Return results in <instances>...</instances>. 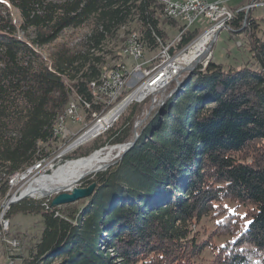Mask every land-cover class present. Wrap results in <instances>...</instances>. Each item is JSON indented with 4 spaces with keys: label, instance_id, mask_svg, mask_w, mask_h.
<instances>
[{
    "label": "trees",
    "instance_id": "obj_1",
    "mask_svg": "<svg viewBox=\"0 0 264 264\" xmlns=\"http://www.w3.org/2000/svg\"><path fill=\"white\" fill-rule=\"evenodd\" d=\"M20 18L13 22L9 7ZM156 0L0 1V194L8 178L57 147L54 127L72 96L91 101L87 89L104 65V46L132 22L152 52L167 39ZM250 10L228 23L246 40L244 65L223 67L210 60L148 116L134 144L106 170L88 179L96 187L82 205L52 207L23 199L15 214H39L38 240L21 264H200L208 243L191 235V225L209 213L223 216L218 235L230 237L208 264H264V38ZM173 24V23H172ZM88 26L77 47L59 48L43 59L38 47L65 28ZM29 40L17 37V29ZM199 33L188 32L183 43ZM172 50V49H171ZM148 100L131 103L107 143L131 138V128ZM107 107L92 103L91 112ZM160 115V118L157 116ZM154 116V117H153ZM49 148V147H48ZM82 153L72 151L64 159ZM229 200L242 214L217 211ZM217 212V213H215ZM105 237L102 238V234ZM101 246V247H100Z\"/></svg>",
    "mask_w": 264,
    "mask_h": 264
},
{
    "label": "rangeland",
    "instance_id": "obj_2",
    "mask_svg": "<svg viewBox=\"0 0 264 264\" xmlns=\"http://www.w3.org/2000/svg\"><path fill=\"white\" fill-rule=\"evenodd\" d=\"M0 1L7 3V0H0ZM241 1L242 0H232L229 3V5L234 7V5L240 3ZM8 7L10 10L13 22L17 25V27H19L20 18H19L17 11L10 6H8ZM249 10L255 19L260 20L258 23L259 27L257 30L258 31L257 35L260 38H264V6L256 7L254 9H249ZM208 24H209V22L199 21L196 24H194L193 28H197L199 30V33H201L203 30H205L208 27ZM127 27H128V32L126 34H125V31L127 29L126 28L122 29L119 36H118V39L112 40L106 46H104L102 54H101L104 57V65H103L102 69L106 68L108 66L115 65L117 62H119V60H122V62H123L124 59H123V57L120 56V51L124 47L130 32H137L136 26L133 22L130 25H128ZM163 28L166 30V32L168 31L167 38H171L172 36H174L175 33L170 27L164 25ZM88 31H89L88 26H81V27H77V28H65L62 30V32L59 34V36L53 42H51V43H49L43 47H38V52L40 53V55L43 59L50 60L53 52L59 48L63 47L66 49H73V48L77 47L78 44L82 41L85 34L88 33ZM30 33H31V30H29L28 33H25V32H22L18 28L16 35L21 40H29L30 36H27V34L30 35ZM245 41L246 40L242 37V35H236V34L233 35V33L228 29L220 30L217 33V36H216L214 42L212 43V45L209 49V52L212 53L210 56V59L213 57L212 60H215L216 62L221 63L223 65V67H225V68H227L228 66H235L236 67L239 65L246 64V62L249 61L250 54H249L246 46L245 47L243 46V44H246ZM154 53H155L154 51L153 52L147 51L146 56L150 57V56L154 55ZM198 64L199 63H197L196 66ZM186 73L187 72H185L182 76L186 75ZM189 77H187V79ZM183 83H180L177 86V89L174 90L167 98L172 97L173 94L178 89H181L183 86ZM123 96H122V98H123ZM120 99L118 101H120ZM70 103H71V98L68 101L66 107L64 108V110L61 114H63V115L65 114L64 112H66L65 110L68 107V105H70ZM131 103H137V102L132 101ZM164 103H165V101H164ZM127 107L123 110L121 115L117 118V120H115V122H113V124L108 129H111V127H119L121 125L123 117L126 116L128 113ZM158 117L160 118V115L157 116V118ZM62 121H63V118H62ZM58 122L59 121H56L55 127L58 126ZM90 122H92V121H90ZM68 126H69V128H71L72 131H77V132H75L76 133L75 136H72V137H70V139H67L68 143L71 142L77 135L81 134L84 130H86V128H84V126H82V125H74V124L70 125V124H68ZM141 126L138 127V131H140ZM132 128H131V130H132ZM108 129L103 131L100 135L96 136L95 138L88 140L83 145L74 149L73 151L79 150V153H82L81 155H79V157H75L74 159L73 158L72 159H62L58 162L56 160H53L51 162V165L53 164V166L52 167L48 166L46 168L47 170L37 171L36 173L33 172L35 174V177L39 176V175L49 174L52 172V170H54L58 166L65 164L68 161L75 160V159H78L81 157H87L94 150H96L100 147L111 145V144L107 143V139H108L107 131H108ZM67 132H69V130L66 128L65 133H67ZM56 137H57V135H56ZM45 149L47 151L49 150V152L51 150H53V148L52 147L50 148V145H48V144L45 145ZM36 163H37V161L34 162L33 164H36ZM33 164L31 166H29L28 168L24 169L23 171L19 172V174H21L20 179H22V180H18L17 183H14V179H12V178L18 172L10 175L8 178V186L9 187L7 188L6 193L4 195L0 194V220L2 221V223L4 225H5V221H6L5 213L9 210L11 205L17 204L19 201H21L23 199L32 200V201H40V200L51 201V199H53L57 194V193H53V194H50V195L44 196V197H40L37 195L26 196V197H23L22 199H20L19 201L15 202V203L9 204L7 208H4L6 203H7V200L12 199L13 196L17 197L19 195V193L23 191L22 189H25L28 187L29 181H28L27 177L25 176V173L27 171L29 172L33 168ZM89 176L90 175L85 176L84 179L76 182L75 185H73V186H85V184L87 182V178ZM0 187H2V185ZM16 191H17V193L15 195H13ZM60 192H62V191H60ZM84 201H85V199H79L76 202L68 203V204L80 206L84 203ZM68 204H63L60 206L62 207L64 205H68ZM215 205H217V211H219V209L225 208V209H227V211L229 210L231 213L242 214L244 212V208L242 206H240V204L235 203V202H230L227 199H225V200L223 199L222 201L216 203ZM60 206H57V207H60ZM215 213H217V212H215ZM222 218H223V216L220 214L209 213L207 215L202 216L198 221H196L195 223H193L191 225V227H190L191 235H194L196 240L199 243H208V245L205 246L203 248V250L200 252V254L197 256V258H196L197 263L208 264L209 261L212 259L213 255L215 254L216 250H214V249H216L218 246L223 244L226 240L230 239V237L227 235H218L217 234L216 223L218 220H221ZM41 228H42V221H41V216L39 214H21V213H19V214H15V215L11 216L9 218V221L7 224V232L8 233H6V237L17 238L20 242V248L18 251L11 252L8 248L6 241H5V239H7V238L0 239V264H21L22 258L27 257L29 255L30 251L33 250V246L39 238ZM104 237H105V233L102 234V238H104Z\"/></svg>",
    "mask_w": 264,
    "mask_h": 264
},
{
    "label": "built area",
    "instance_id": "obj_3",
    "mask_svg": "<svg viewBox=\"0 0 264 264\" xmlns=\"http://www.w3.org/2000/svg\"><path fill=\"white\" fill-rule=\"evenodd\" d=\"M231 1L156 0V3L161 7L160 17L166 21L165 25L174 31V36L167 38L164 42L157 39L159 46L154 50V55L148 57L146 56L147 48L145 43L141 40L137 30L134 38L131 40V44L120 51V56L125 61L119 60L115 65L104 68L103 75L87 83L91 101H86L80 96L71 97L70 106L67 107V112L63 115V123L62 125H58L57 147L51 150L45 157L37 160V163L33 164V168L30 171H34L35 173L37 171H45L48 166H53V164L51 165L53 160L58 162L64 159L68 153L83 145L84 143L74 146L72 144L83 134L90 131L96 123L95 121L99 120L102 115L110 112L121 101L123 95L125 97L128 93L140 89L144 92L139 99L141 101L157 91L160 86H156V84L161 80H167L170 71H176V65L173 60L177 57L178 53L191 49V44L186 45L180 51L177 47L188 32L195 29L193 28L194 24L199 21L209 22L206 29L215 28L218 33L222 29H229L228 23L237 12L264 6V0H243L234 5V7L229 5ZM171 49L176 51L171 52ZM119 99L120 101H118ZM92 103H100L103 107H107V109L102 113L91 112L93 120L92 122H86L85 111L90 109ZM68 124L82 125L86 128V130L77 135L69 143L67 139L75 136V132L77 131H72ZM66 128L69 130L67 133H65ZM91 139L93 137L88 140ZM20 176L19 172L13 176L14 183L22 180ZM16 193L17 191L13 195ZM8 205L7 203L4 208H7ZM7 224V219L5 225L0 220V239L7 238L5 241L9 250L11 252L18 251L20 248L19 240L15 237H6V233H8Z\"/></svg>",
    "mask_w": 264,
    "mask_h": 264
},
{
    "label": "bare ground",
    "instance_id": "obj_4",
    "mask_svg": "<svg viewBox=\"0 0 264 264\" xmlns=\"http://www.w3.org/2000/svg\"><path fill=\"white\" fill-rule=\"evenodd\" d=\"M201 33H202L201 36H199L196 39L190 52L183 53L180 56H178L177 61L179 62L181 68L189 66L191 63L199 59H202V61L204 62L210 56L208 46L213 41V39H215L217 30L215 28L208 30L205 29ZM134 36H135V32H130L128 39L122 50L126 46H129L131 44V40L134 38ZM103 74H104V68L101 69L100 75ZM143 94L144 92L138 89L136 91H133L125 95V97H123L121 101L118 102L117 105L110 112L105 113L100 117L99 120L95 121L96 123L93 125L90 131L79 137L75 142H73L72 145L74 146L85 143L86 140L103 132V130H105L109 125H111L113 121L115 122V120H117V118L121 115L123 110L127 106H129V104L132 101H134L135 99H140ZM161 103L159 107H161V105L163 104ZM65 111L67 112V108ZM147 117L145 118V120L147 119ZM62 118H63V114H60L57 118V121H59L58 125H62L63 123ZM57 129L58 126L54 128L55 135H57ZM120 150H121L120 145L115 147L107 146L106 148L101 149L100 151L91 153L90 154L91 156L87 158L84 159L78 158L76 160L68 161L65 164L58 166L57 168L52 170L51 173L45 175H39L35 177V174L33 173L34 171H29V172L27 171L25 173V176L29 181L28 187L23 189V191L20 194L25 195V197L31 195L44 197L53 193L60 192L69 187H72L73 185H75L76 182H78L79 178L82 175L93 173L100 164L110 160V158ZM13 198H16V196H13L12 199Z\"/></svg>",
    "mask_w": 264,
    "mask_h": 264
},
{
    "label": "water",
    "instance_id": "obj_5",
    "mask_svg": "<svg viewBox=\"0 0 264 264\" xmlns=\"http://www.w3.org/2000/svg\"><path fill=\"white\" fill-rule=\"evenodd\" d=\"M201 34L202 33H198L195 37H193L192 39H189V40L185 41L184 43H183V39H184L183 38L180 41L177 49H179V51H180L182 48H184L188 44H191L192 47H193L196 39L199 36H201ZM216 36H217V33H216ZM216 36H215V38H216ZM214 40L215 39H213V41L210 43V45L208 46L209 47L208 49H210V47H211L212 43L214 42ZM190 50L191 49L183 50V51H181V52L178 53L177 57H175L174 60H173L174 63H175V65H176V67H175L176 71L175 72L170 71L167 80L166 79L165 80H161L159 83L156 84V86H160V87H158L157 91H155L153 94H150L149 96H147L145 99H143L141 101H139V99H135L134 100L135 102H138V103L139 102H142L144 100H148L147 105H146L147 107L142 112L141 116L139 118L135 119V121L133 122V125H132L133 128L131 130L132 135H131V138L130 139H128L127 141L122 142V143H115V144L108 145L109 147H115V146L120 145L121 146V150L118 151L117 153H115L110 158V160H108V161L103 162L102 164H100L93 173H89V174L82 175L79 178L78 181H81L87 175H90L88 177V179H91L97 173L106 170L110 165H112L116 161V159L119 158L122 154H124L134 144V142L138 139V137L140 136V133L138 131V127L140 125L144 124L145 118L147 116H149V115L151 116L152 114H155L156 113L155 111L160 106V103L162 101L164 102L167 99V97L174 90H176L177 86L180 83H183L184 82L183 80H184L185 77H189L191 75V73L197 67H199V66L201 68H204L207 65V63L210 60H212V58H213L212 57L210 59V56L212 54V53H210V56L204 62L202 61V59H199V60L191 63L189 66H186L184 68H181L179 62L177 61V58H178V56H180L183 53L190 52ZM174 51H176V50H172L171 52H174ZM213 61H215V60H213ZM197 63H199V64L196 66ZM185 72H187L186 75L182 76ZM103 131H105V130H103ZM100 134L95 135L93 138H95L96 136H98ZM106 147L107 146L100 147V148L94 150L92 153H95L97 151H100L101 149H104ZM89 156H91V155H88L87 157H89ZM87 157H81L80 159H84V158H87ZM95 187H96V182L95 181H92V182H90L89 184H87L85 186H72V187H69L67 189L62 190V192H59V193L57 192L56 196L53 199H51L50 205L52 207H57V206H60V205H63V204H68V203L76 202L79 199H86V198H88V197H90L92 195ZM23 197H25V195L19 194L16 198L7 200V203L8 204L15 203V202L19 201L20 199H22Z\"/></svg>",
    "mask_w": 264,
    "mask_h": 264
}]
</instances>
